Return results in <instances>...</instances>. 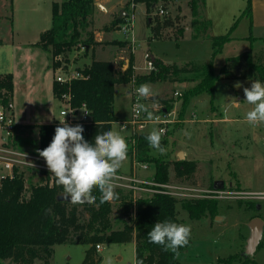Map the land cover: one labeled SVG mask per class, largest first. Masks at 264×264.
Returning a JSON list of instances; mask_svg holds the SVG:
<instances>
[{
	"label": "rangeland",
	"instance_id": "1",
	"mask_svg": "<svg viewBox=\"0 0 264 264\" xmlns=\"http://www.w3.org/2000/svg\"><path fill=\"white\" fill-rule=\"evenodd\" d=\"M62 1L64 0H8L10 6L8 10L0 7V35L7 36L15 29L19 37L22 35L21 33L31 35L35 29L49 28L52 22V5L54 2L61 3ZM97 2L101 3V0H97ZM189 2L190 0H167L164 3L161 1L155 11L149 14H147L144 4H138L134 10L130 5L125 4L116 10L114 16L94 18L90 27L83 33L81 41L86 40L89 34H93L94 48L106 51V54L102 56L112 62L115 61L116 56L120 58L118 66L123 71L128 69L130 56L134 55L131 81L128 84L118 85L115 91V113L119 118L128 119L130 116V94L133 86L139 87L138 79L154 76L159 70L156 65H154L153 71L146 70L147 55L151 57L150 59L157 58V61L164 66L173 64L182 66L188 62L203 64L212 58L213 43L210 40L195 39L191 29L187 30L183 38L178 39L174 35L176 28L182 27L185 22L186 26L190 27L192 12ZM160 8L165 9V15L158 13ZM122 11L129 12L128 16L132 14L134 16V52L129 48V43L125 44L119 40L120 36L116 32L119 28L118 24L113 25L115 21L124 17ZM7 16L9 19H6ZM176 23L177 26H174ZM244 25L243 22L241 27ZM98 34L102 35L101 42L95 40ZM155 34L159 37L155 38ZM233 36L236 38L225 44L223 51L214 59L213 69L217 73L227 59L236 57L250 49L255 54L264 49V40L255 38L246 40L243 30ZM79 44L69 52V56L74 59L76 66L81 67L84 63L91 61L92 51L89 52V56H85L84 53L79 52ZM10 50L8 46L5 49L8 52ZM41 62H43L42 59ZM38 70L40 71V68ZM53 77L52 71L45 73L44 70L42 77L33 81L32 96L20 98L18 110L20 109L23 117L20 119L29 126L20 127L16 140L11 145V148L16 151L41 157L37 152L39 149V127L36 125L39 122L53 120L55 126H63L59 119L62 104L54 96L51 87ZM194 78L195 76L191 74H174L162 81L154 83L145 81L144 83H149L152 86L159 99L170 101L171 112H175L177 119L184 118L186 111L190 116H196L197 120L211 116L212 111H215V116L218 118L245 119L247 111L252 106L246 102L243 89L250 88L255 80L216 81L211 94L205 92L193 97L185 107L186 92L199 82ZM237 83L241 85L240 88L235 87ZM175 93H180L183 97L175 96ZM235 101L239 103L238 107L235 106ZM147 105L155 116L161 115L163 109H167L164 103L158 101L155 106L153 103ZM179 124H181L179 127L170 130L171 133L162 137L161 144L167 149L166 155H160L152 148V157L155 160L165 162L180 160L179 152L189 148L183 147L177 140L175 142L181 146L176 145L174 140L170 139L180 137L181 134L185 136L186 133L188 134L187 137L185 136L188 144L194 143L207 150L209 148L211 150L212 144L213 149L218 151V156L205 157L204 160H200L199 183L194 184L195 186L177 182L175 171L170 169L171 181L168 184V190L175 194L180 202L178 215L181 224L191 227L190 244L178 255L180 264H264V232L261 245L255 255L247 257L245 254L247 239L250 236V221L259 217L264 223V199L255 198L259 194H264V124L250 125L247 121H242L234 124L222 122L218 126L214 123L193 125L178 123L176 125ZM76 125L78 124L69 126ZM120 126V124L114 125L113 130L124 137L126 136L128 142L130 131L120 130ZM154 127L158 128L156 125H150L144 134L148 135ZM235 143L238 144L236 149L233 148ZM202 150L200 149L201 153ZM131 154L129 145L127 153L129 162L127 166L120 168V174L129 175ZM39 165L20 169L25 175L28 187L31 184L39 183L44 171L49 172L46 162ZM155 165L152 161L148 171L139 169V178L144 182H153ZM209 180H213V182L223 180L225 182L224 189L220 192H213L214 189L209 185ZM122 182L126 183V181ZM155 189L145 183L137 190L136 197L149 196L151 195L150 190ZM190 201L216 203V213L207 215L200 220H191L187 211L182 208V203ZM256 205H260L261 209H258ZM112 220L115 222V228L121 227L122 219H119L116 213L113 214ZM135 247L134 241L125 244H103L102 250L98 251L96 246L92 248L87 244L67 243L54 248L50 262L51 264H84L87 255L92 253V260L88 258L85 264H105L106 258L109 257L112 258L113 264H135ZM249 258L254 262H246V259ZM36 263L41 264L43 261L37 260ZM6 264L11 263L7 262Z\"/></svg>",
	"mask_w": 264,
	"mask_h": 264
},
{
	"label": "trees",
	"instance_id": "2",
	"mask_svg": "<svg viewBox=\"0 0 264 264\" xmlns=\"http://www.w3.org/2000/svg\"><path fill=\"white\" fill-rule=\"evenodd\" d=\"M161 1L164 3L167 0H131L130 5L144 4L150 13L155 11ZM95 2L96 0H64L53 3L51 28L41 35L36 45L49 54L51 61L58 54L66 56L79 43L86 47L85 56H89L92 51L91 61L79 66L86 78L74 81L70 90L72 106L78 109L85 106L91 113V121L80 124L84 128L82 135L89 143H94L96 134L113 130L114 124L119 122L115 114V89L116 86L131 81L134 64L132 55L125 71L120 66L116 67L113 62L97 61L94 58L93 34L81 41L83 33L92 23ZM189 5L194 38L213 43L212 58L203 64L188 62L182 66H164L155 59L154 65L159 68L157 74L139 78V84L145 81H162L174 74L194 75V79L199 82L186 92V107L193 97L205 92L211 94L216 81L250 79L264 83V49L258 54L250 49L227 59L218 73L213 69L214 59L223 51L225 44L231 41L230 35H211V21L204 14L205 0H190ZM251 12V0H248L244 14L251 16ZM124 22L122 17L113 25L119 26ZM175 32V37L179 39L184 36L185 30L179 27ZM156 34L155 38H158L159 35ZM4 85L13 91V77L5 76ZM67 92V86L54 82L53 94L57 99ZM157 101L164 103L167 106L165 110L171 112L170 101L159 98ZM55 128L54 124L39 127V150L49 146L55 135ZM146 137L145 134L136 137L137 159L149 164L154 161L156 167L153 181L156 185L170 183V169L175 171L177 182L191 186L197 184L195 161H157L152 157V148ZM155 188L158 190L155 193L135 199L132 192L116 187L119 198L103 204L100 203L98 189H93V195L97 197L95 203L72 204L61 199L64 197L63 187L57 185L56 178L50 171H44L39 183L29 187L24 173H20L13 180L3 182L0 187V264H37V260L43 261L41 264H51L54 248L67 243L87 244L94 248L97 245L133 241L136 244V260H143L144 264H180L175 253L164 252L161 246L148 242L147 234L156 223L170 220L181 224L178 215L180 202L177 197L160 187ZM182 208L187 211L191 220H200L215 214L217 204L190 201L182 203ZM114 213L122 219L121 227L115 228L112 220ZM189 244L179 249V254ZM88 258L92 260V253L87 255L84 264ZM247 261L254 262L250 258Z\"/></svg>",
	"mask_w": 264,
	"mask_h": 264
},
{
	"label": "clouds",
	"instance_id": "3",
	"mask_svg": "<svg viewBox=\"0 0 264 264\" xmlns=\"http://www.w3.org/2000/svg\"><path fill=\"white\" fill-rule=\"evenodd\" d=\"M235 87L240 88L241 85L237 83ZM243 91L246 102L252 106L245 120L250 125L264 124V83L255 80L250 88H244ZM135 92L139 98L152 101L155 106L156 94L149 83L140 84ZM235 106H239L236 101ZM81 111L90 114L86 110ZM141 112L146 113L149 120L157 119L146 103L138 101L134 113L139 115ZM60 122L63 126L55 128L49 146L43 150L37 149V152L46 161L57 185L63 187L64 198L72 204H92L97 200L93 189H98L101 204L118 199L114 179L127 158L129 145L125 137L115 130H109L96 134L94 143H89L82 135L84 128L81 125L69 126L64 119ZM165 133L166 129L154 127L146 137L149 146L160 155L167 154V149L161 144ZM147 236L149 243L159 245L162 251H171L178 256L179 249L189 244L191 227L165 220L156 223ZM105 264H113L112 258H106ZM135 264L144 262L136 260Z\"/></svg>",
	"mask_w": 264,
	"mask_h": 264
},
{
	"label": "crops",
	"instance_id": "4",
	"mask_svg": "<svg viewBox=\"0 0 264 264\" xmlns=\"http://www.w3.org/2000/svg\"><path fill=\"white\" fill-rule=\"evenodd\" d=\"M130 1L131 0H101V3H99L96 0L95 2L96 10L92 17V22H93V19L96 17L104 18L107 16H114L116 10L120 6H124L125 4L130 5ZM247 5H248V0H205L204 14L206 18L211 21V35L214 37H220V36H225L229 34L231 41H233L236 38V36H233V35H236L238 31L243 30L244 39L246 40L247 39L249 40L250 38H255L257 40H264V0H251V5H252L251 16H247L244 14L247 8ZM130 6H131V9L134 10L137 5L134 7L133 5H130ZM0 7H2L4 10H8V7H10L8 0H0ZM122 14L125 17L124 21H126L127 17H129L128 16L129 12L122 11ZM147 14H149L148 10H147ZM6 19H9V17L7 16ZM243 22L245 23V25L241 27V24ZM51 25H52V22H51ZM182 27L185 30L184 36H183L185 37L187 30L189 29L192 30V27H191V24H190V27L189 26L187 27L186 22L184 23ZM50 28L51 26L49 28H42L39 30L35 29L31 33V35H24L23 33H21L22 35L19 34L20 35L19 37L17 36V33H16L17 31L15 29H13L12 32H10V34H8L7 36L0 35V77H5L8 75L13 77V84H14L13 93H14V101H15V106H16V118L19 124L18 131L20 127L22 126L25 127L27 125L26 123L22 122L23 121L21 120L23 119L22 112L20 111V109L18 110V107L20 105V98L21 97L29 98L30 96H32L31 92L34 88L33 81L40 79L42 77V72L44 70H45V73L52 71V66H51L52 61L50 59V56L49 55L47 56V53L44 50L36 46L37 43H39L40 41L41 35L47 30H49ZM240 28H243V29H240ZM116 32L120 36L119 40L121 42H124L122 35L119 33V31L116 30ZM7 46L11 49L9 52L5 51ZM93 49H94L95 60L112 62L111 60H108L107 57L102 56L103 54H106V51L102 49L96 50V48H93ZM133 58H134V55H133ZM41 59L43 62H41ZM114 59L115 61L113 63L117 67L118 63H120V61H118L120 58L116 56ZM152 59L155 60L157 58H152ZM39 68H40V71L38 70ZM124 68H126V66H124ZM53 80L51 83L52 91H53ZM149 103H152V101L148 102L147 104ZM117 118L119 119V122L116 124L119 125L120 122L128 120L130 116L128 117V119H121L118 116ZM191 118H194L196 122L195 121L190 122V123L185 122V120H188ZM242 121H246V120L239 119V118H218L217 116H215V111H212L211 116H206L203 119L197 120L196 116L194 115L190 116L186 111V116L182 118L181 120L178 118L177 122L170 125V130H173L176 127H179L181 124L176 125L178 123L192 124V125L198 124V123H204V124L214 123V124H217L218 126L222 122L234 124V123L242 122ZM53 124H55V122H53V120H49L47 122H39L36 126L40 127L43 125H53ZM120 130H122L121 126H120ZM199 132L200 130L198 131V133ZM169 133H171V131H169ZM201 135L203 136L202 132H201ZM179 136L180 137H177V138L172 137L170 140L173 139L174 143H176L175 141L177 140L178 142H181V145L183 147H188L190 149V150L184 149V151L182 152L184 153L185 157H187L188 161H195L197 163L196 181L198 184L199 183L198 172L200 170V160L201 159L204 160L205 157L209 158L210 156L216 157L218 156L217 155L218 151L213 149L212 144L210 146L211 150L210 148L209 150H207V149H203L202 147L196 146L194 143L188 144L186 142L187 140L186 134H185L186 137L183 136L182 134ZM125 139H126V136H125ZM178 142L176 143V145H180L178 144ZM237 145L238 144L235 143L233 148L236 149ZM200 149L201 150L203 149L202 153ZM205 150H206V153H205ZM128 162H129V156H127V158L124 160L120 168L127 166ZM129 167H130V163H129ZM217 181L224 182L223 180H215L214 182L213 180H209L208 183L209 185H211V188L214 189V185Z\"/></svg>",
	"mask_w": 264,
	"mask_h": 264
},
{
	"label": "built area",
	"instance_id": "5",
	"mask_svg": "<svg viewBox=\"0 0 264 264\" xmlns=\"http://www.w3.org/2000/svg\"><path fill=\"white\" fill-rule=\"evenodd\" d=\"M57 1V0H55ZM134 7V5H133ZM158 13L160 15H165L166 11L163 8H160ZM119 33L122 35L123 41L129 43V48L134 52L135 50V26H134V16L133 14L127 17L126 21L119 25L117 29ZM97 41H102V35L98 34L95 37ZM79 52L84 53L86 51V47L83 44H79ZM147 58V66L146 70L153 71L155 66L153 64V59L149 55ZM52 72L54 82L61 85L67 86L68 92L62 94L61 98L58 100L62 104V108L60 110V120L63 119L65 122L70 124H82L91 121V113L90 111L83 106L82 108H74L71 103V85L76 80H81L86 78V76L79 70V66H76L74 63V59L68 54L65 56L64 54H58L53 57L52 61ZM5 77H0V187L3 182L7 180H13L16 175L23 173L20 171L21 168L24 167H36L40 166L39 164L45 163L46 161L42 157H37L31 154L23 153L20 151H16L11 148V145L15 142L19 124L16 118V106L14 101V93L9 88L4 85ZM136 86H133L132 93L130 94L131 104H130V118L126 121L120 122L121 129L123 131L129 130L130 137L128 138V143L132 147L131 154V167L130 173L128 176L117 173L114 184L116 187L124 189L125 191H129L133 193L134 198L136 199V192L140 189V186L143 184H148L155 187H160L161 189L168 190L169 185H156L153 182H148L141 180L138 176L139 169L143 171L149 170V163L139 162L136 154V137L139 134H144L146 129L150 125H156L158 128L166 129V133L164 136H167L170 131V125L177 122L175 112H167L163 109V113L161 115H157V119L149 120L147 114L144 112L136 115L134 113V106L139 101L140 103H148L150 101H144L142 98H139L135 92ZM175 96L183 97L180 93H175ZM81 110H86L90 114H86ZM66 113V115H65ZM195 118V117H194ZM191 118L185 120V122H194L195 119ZM126 181V183L122 182ZM158 190H150L151 194L155 193ZM213 192H220L214 190ZM171 193V192H169ZM176 197L175 194L171 193ZM261 196L264 194H259L255 196L257 199H264ZM97 250H102V245H97Z\"/></svg>",
	"mask_w": 264,
	"mask_h": 264
},
{
	"label": "water",
	"instance_id": "6",
	"mask_svg": "<svg viewBox=\"0 0 264 264\" xmlns=\"http://www.w3.org/2000/svg\"><path fill=\"white\" fill-rule=\"evenodd\" d=\"M155 100H157V96L155 97ZM178 157L181 161L185 160V155L183 152H180ZM224 186H225L224 182L217 181L214 185V190L221 191L224 189ZM61 199L70 202L69 199H65L64 197H61ZM257 208L261 209L260 205H258ZM249 229H250V236L247 239L245 254L247 257H253L258 247L260 246V243L263 238L264 223L259 217L254 218L249 223Z\"/></svg>",
	"mask_w": 264,
	"mask_h": 264
}]
</instances>
